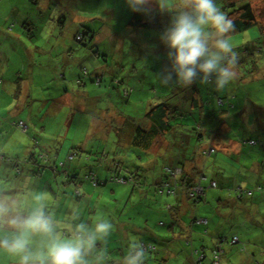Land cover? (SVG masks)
Here are the masks:
<instances>
[{"label":"rangeland","instance_id":"374dc122","mask_svg":"<svg viewBox=\"0 0 264 264\" xmlns=\"http://www.w3.org/2000/svg\"><path fill=\"white\" fill-rule=\"evenodd\" d=\"M250 1L254 6L257 20L263 26L262 33L255 26L232 32L229 40L239 57L237 72L240 74L238 77L241 78L242 84L260 88L258 85L264 84V0ZM226 2L227 0H217L223 11ZM243 3L234 4L238 6ZM13 5L18 6V9L10 12ZM131 12L133 11L129 9L125 0H0V71L6 69L4 74H0V118L3 119L0 121V163L5 165L14 163L16 172H21L20 176L15 177L14 174L9 176L12 180L5 185L6 195L10 197L8 191L17 190L15 198H11V201L22 214L43 205L47 215L52 212L50 215L52 219L59 217L61 220L53 221L58 226L57 230L63 233L64 239H71L67 238V229L63 227L66 224L84 223L92 228L101 221L112 223L113 228L109 234L97 239L100 243L103 241L110 245L116 244L119 249L116 247L106 249L110 256L120 252L121 247L128 253L133 242L149 243L148 240H153L158 249L166 245L170 249H175L171 242L165 244L160 238H166L172 233L168 230L171 219L185 217V204L189 202L192 205L193 200L189 198L185 203L173 192L166 195L164 191L162 194L154 190V183L162 171L160 164L151 151L146 152L145 149L126 145L127 140L120 135V123L114 117L115 113L118 116L126 114L134 117L141 114L142 119L147 106L146 102L143 103L138 98L149 100L148 96L133 91L131 98L122 99L123 89H140V81L144 77L146 86H149L147 74H151L156 85L160 86L157 73L167 63L164 57L165 48L159 39L140 37L137 33L125 29ZM152 15H155V12H152ZM60 17L63 18L65 25L59 33L58 26L54 23ZM14 27H20V30H13ZM86 28H90L97 35L93 41L86 35L84 43L88 45H81L74 36L84 32ZM157 32L159 31L155 33ZM124 37L127 38L125 44ZM64 53L70 54L69 58ZM5 58L7 61H3ZM252 58L256 59L254 64L251 63ZM29 59L32 60L29 65L31 74L24 68ZM243 59L245 62L240 63ZM63 61L76 62L67 65L65 69V74H72V78L62 79L60 74L59 76L58 73L53 74L54 70L64 66ZM97 66L101 74L93 72ZM82 71L93 77L100 76L101 82L86 79L87 75ZM79 74L82 75L81 82L76 81ZM244 74H254L255 78H245ZM231 83L232 86L233 83L240 84L237 79ZM229 85L228 92L231 91ZM260 89L261 99L257 96L258 92L257 95L253 93L249 97L255 105H248L246 111H243L244 106L236 109L238 113L234 128L238 134L237 141L243 147V153L249 150V146L242 140L249 138L260 140L258 137L264 134V98L262 100L264 87ZM114 102H116L114 108L113 105L108 106ZM97 103L103 106L102 110L94 109V104ZM8 107L19 109L10 110L6 115L3 111ZM20 108H24V111L21 112ZM251 112L254 114L253 121ZM99 115L109 117L104 119ZM23 122L26 129L21 127ZM77 147L83 150L77 152ZM27 150H31L35 155L39 152L44 156L59 155L57 162L64 161L71 176H77V186L81 192L79 198L64 196L65 194L69 196L71 191L61 193L59 175L55 176L57 177L55 184H49L43 181L42 176L33 175L36 172L33 168L27 169L26 166H22V171L18 169L22 160L28 158V156L24 158ZM9 151L13 155L7 154ZM72 154L75 155L73 160ZM206 159L205 157L204 160ZM116 162L118 167L115 168ZM240 163L247 165L249 162L243 159L242 154L234 158L228 155L220 158L219 153L215 162L210 159L202 169L204 178L201 180V186L210 185L209 179H217L218 172H225V176L234 178L237 176L234 172ZM122 169L127 172H123ZM89 173L96 175L100 182L105 179L107 181L104 185H94L84 178ZM130 173L133 181L129 179L128 183L112 179L114 175L120 174L124 177L130 176ZM262 176L263 178L258 179L260 183L264 182V172ZM236 179L238 180V176ZM142 183L148 186L144 187ZM57 186L60 190L56 192L54 190H57ZM241 187L253 188L249 185ZM224 188L218 185L215 189H209L205 200L210 207L203 210L201 205L198 208L200 211L196 213V218L206 217L209 220V232L231 235L226 231L230 230V224L236 223L237 212L233 210L234 205L241 206L237 209L240 214L244 213V216L251 214V218L260 221L264 227V219L257 212L260 208V213H264V193L245 195L242 200L245 203L237 200L239 205L228 199L221 210H216L217 202L213 197L225 192ZM231 193L234 194V191ZM166 203L173 208L167 209ZM186 214L189 217L192 215ZM175 215L178 218H172ZM173 225L177 228L175 222ZM262 225L259 224L258 227L262 229ZM194 229L200 230L201 233L203 226L198 225ZM257 231L253 230L252 233L256 234ZM3 234L11 237L15 232L5 229L0 232V236H4ZM260 235V240L255 244L258 250L264 249V231H261ZM152 236L157 239L154 240ZM29 240L35 251L43 249L49 242V238L41 234H30ZM227 250L229 251V248ZM104 253L105 250L95 245L91 253L85 257V264H97L100 255ZM261 255H255L253 261L247 263L243 261L245 256H249L247 253L235 255L233 260L238 264H257V260L264 261V256ZM207 258L211 259V253H207ZM121 260L122 258H117L114 263ZM18 262V257L0 250V264ZM183 262V256H177L174 260V264Z\"/></svg>","mask_w":264,"mask_h":264},{"label":"trees","instance_id":"16d2710c","mask_svg":"<svg viewBox=\"0 0 264 264\" xmlns=\"http://www.w3.org/2000/svg\"><path fill=\"white\" fill-rule=\"evenodd\" d=\"M173 1L174 0H168L170 8L174 3ZM238 2L244 3L243 5L240 4L241 6H235L234 3L237 4ZM223 8L224 12L234 21V31H243L257 26L262 33L263 26L256 18L250 0H227ZM158 14L160 13L155 12V16H152L151 14H145L144 12H131L129 19L126 22L125 29L134 34L137 33L140 37L144 36L146 38L147 36L157 40L159 39L160 31L169 21L168 13L160 14L159 16ZM54 24L58 26V32L60 33L64 28L65 22L63 21V18L60 17L55 20ZM156 31L159 32L155 33ZM86 35L89 37V40L93 41L97 33L93 32L90 28H86L84 32L77 33L74 37L75 40L81 42V45H88L87 43H84ZM126 40L127 38L124 37V44ZM137 46L140 47V45ZM90 48L93 47L90 46ZM95 52L99 55L97 51ZM245 55L247 56L246 53ZM255 60L256 59L252 58L251 63L254 64ZM244 62L245 59L240 63ZM24 68L28 71L27 67ZM144 69L145 73L146 67H144ZM82 72L87 75L86 79H93L96 83L101 82L100 76L93 77L90 74H86V71ZM57 73L58 76L60 74L62 79L66 78L63 72L59 73L58 71ZM81 74L77 76V82H81ZM147 75H149L147 76L149 78V86H146L147 84L145 83L144 77L140 81V89H123L122 99L127 100L129 97L131 98L130 95L133 91H139L144 95L146 94L149 100H142L141 97L138 98L139 101H143V103L146 102L145 106H147L142 115V119L140 117L141 114L138 117H134L126 114L118 116L115 113L114 117L120 123V135L127 140L126 145L145 149L146 152L151 151L152 155L160 164L159 166H161L162 171L159 179L154 183V190L162 194L164 191L166 192V195L173 192L175 196H179L180 201H185V203L189 198L193 200H191L192 205H190L189 202L188 204H185V217L178 218L176 215L172 217L178 218L171 219V224L169 225L168 230L172 233L168 234L166 238H160L165 244L171 242V245H175V249H170L167 245L158 249L153 240H148L147 242L149 243H142L145 245L146 249V259L144 260V264H174V260H176L177 256H183L184 262L181 264H234L235 262L233 258L238 254L247 253V255H249L243 258V261H246V263L247 261H253L255 255H261L262 253L261 256H264V249L258 250L255 246L260 240V232L264 231L263 225L260 221H257V219L251 218V214H246L244 216V213L240 214V212L237 211L238 208H241L237 203V200L242 202L245 195L251 196L255 192L264 193V185L262 184L264 182L260 183L258 181L259 178H263L262 173L264 172V134L258 137L260 140H255L254 138L242 140L243 143L249 146V150L243 153L242 149L241 154L243 159L245 158L246 162L248 161L249 163H247V165L245 163L241 164L242 162L239 164L240 166L234 172L235 175L238 176V180L236 179L237 176H234L233 178L231 176H225V172H218L217 174H219L220 177H225L224 180H220L219 175H217V179H209L210 185L205 184L204 186H201V180L204 178L202 169H204L206 163L210 159L215 162L219 157V153L220 158L224 155L230 157L229 154L219 149L217 142L223 141V139L237 140L238 134L234 125L237 122L236 115L238 110H236V104L238 105L239 99L243 103L245 102L244 99H247V97L250 99L249 97H251V94L253 93L256 94V92H258L259 95H256L260 96V88L264 87V84L261 83L263 85H258L260 88H253L251 85L246 86L242 84L241 80L237 78L240 84L235 85L233 83L232 86V83H230L229 86L231 91L228 92V87L222 91H216L211 86H205L199 83L187 88L178 86H157L152 75ZM115 104L116 102L108 104V106L113 105L114 108ZM249 105L255 104L252 101ZM95 108L97 110H102L103 106L100 103H97L94 104V109ZM99 117L108 119L109 116L99 115ZM251 118L253 121L254 114L252 112ZM14 124L18 125L15 122ZM224 124L228 127L223 128ZM21 127L26 129V124L23 122ZM164 140L167 142L166 144H169L170 146H163L161 141L165 142ZM124 143L125 142H123V144ZM77 149V152L83 150L79 147H77ZM187 149H189L190 152ZM160 151L163 152L161 153ZM25 154L24 158L27 156L28 158L25 161L22 160V163L17 167L18 169L21 170L22 166H26L27 169L32 167L33 170L36 171L34 175L42 176L43 181L48 182L49 184H55V181L57 180V177L55 176L59 175L58 179L61 181L59 184V186H61V193L64 194V191L66 190L71 191L69 196L66 194L64 196L79 198L81 192L77 186V176H71L70 170L68 166L65 165L64 161L60 162L58 160L57 162L59 155L44 156L40 152L35 155L31 150H27ZM75 155L72 156V160ZM205 157L207 158L206 160H204ZM231 157L234 158L235 156L232 155ZM249 159L252 160L249 161ZM114 166L115 168L118 167V163L116 162ZM60 168L61 170H59ZM46 170L47 172H45ZM42 172H44V174ZM119 172H121V169ZM123 172L126 173L127 170H123ZM20 173L21 172H16L14 175L17 177L20 176ZM84 178L92 182L94 185H104L107 181L105 179L100 182V180L96 178V175H91L90 173L88 175L86 174ZM112 179L120 183H128L129 179L133 181L132 173H130V176L126 175L124 177L117 174L114 175V177L112 176ZM142 184L144 187L148 186L145 183ZM218 185L223 188L225 187L224 189L226 191L213 197V200L217 202L216 210H221L228 199L234 200V202L239 205L238 207L234 205L233 209L237 212L236 223L230 224V230L226 231L227 233H231L230 236L209 232V220L206 217L196 218V213L200 211L198 208L201 205L203 210L210 207L208 201L205 200L207 191L209 189L217 188ZM243 185L253 186V188L249 187L243 189L241 187ZM54 191L57 192V190ZM232 191H234V194L231 193ZM242 203L245 202L243 201ZM165 206L167 209L173 208V206L168 205L167 203ZM178 207H180V205H178ZM185 212L192 213V215L189 217ZM257 212L261 214V217L264 219V213H260V208H258ZM142 213L144 214V211H142ZM174 222L177 228L174 227ZM259 224L262 225V229L258 227ZM198 225L203 226L201 233L199 232L200 230L195 231L194 229L195 226ZM249 226L250 228H248ZM253 230L258 231L254 234L252 233ZM249 234H253L254 237ZM66 235L70 236L69 233H66ZM152 238L154 240L157 239V237L154 236H152ZM129 244L130 243L128 242V245ZM96 246L105 250V253L100 255L101 259H98L99 264L104 262L106 264H115L112 255L109 260L110 254H107L108 251H106L107 248L111 247L110 244L101 241V243L96 242ZM227 248H229V251ZM116 249L119 248L116 247ZM207 253H211V259L207 258ZM103 258L105 260L107 259V261H101ZM256 263L264 264V261L257 260ZM116 264H124V258ZM235 264L238 263L236 262Z\"/></svg>","mask_w":264,"mask_h":264},{"label":"clouds","instance_id":"9594fccd","mask_svg":"<svg viewBox=\"0 0 264 264\" xmlns=\"http://www.w3.org/2000/svg\"><path fill=\"white\" fill-rule=\"evenodd\" d=\"M133 12L168 13L169 21L159 33L167 63L157 73L162 86L191 87L194 84L224 90L238 77V54L229 35L235 30L233 19L217 0H125ZM71 239H64L56 222L43 205L22 214L12 201L0 194V232L14 230L11 237L0 236V250L19 258V264H85V256L97 239L106 237L113 224L101 221L89 228L84 223L66 224ZM49 238L46 246L34 251L29 235ZM146 249L133 242L124 264H144Z\"/></svg>","mask_w":264,"mask_h":264},{"label":"crops","instance_id":"0c3cea01","mask_svg":"<svg viewBox=\"0 0 264 264\" xmlns=\"http://www.w3.org/2000/svg\"><path fill=\"white\" fill-rule=\"evenodd\" d=\"M238 1V0H237ZM250 3H251V1H250ZM253 8H254V6H252ZM16 9H18V6H15V5H13L12 7H11V11L10 12H12V11H15ZM151 15H152V13H151ZM152 16H155V15H152ZM8 18V16L6 17V19ZM14 29H17L18 31L20 30V27H18V28H13V30ZM22 29V28H21ZM20 35V34H19ZM61 42L62 43H64L65 44V42H63V40H61ZM48 51V50H47ZM65 54V53H64ZM66 55V54H65ZM69 55L70 54H67L66 56L69 58ZM3 61H7V59L5 58ZM29 62H30V64L32 63V60H28ZM29 62H27V66L26 65H24L25 67H27L28 68V74H31V70H30V68L31 67H29ZM63 63H64V66L61 68V69H58V70H54V73L53 74H57V72L59 71V73H62L63 72V74L65 75V77L66 78H68V77H70V78H72V74H65V69H66V66L67 65H69V64H71V63H76V62H74V61H70V63H67V62H65V61H63ZM99 67L97 66V67H94V70H93V72L94 73H100V71H98L97 69H98ZM6 72V69L5 68H3V69H1V71H0V74H4ZM238 75H240V74H238ZM245 78H252V79H254L255 77H254V74H248V75H245L244 76ZM237 78H239L240 80H241V78L240 77H237ZM241 82H242V80H241ZM235 95V94H234ZM259 98H260V96H258ZM263 96H262V100H263ZM261 99V98H260ZM245 100V102H241L240 101V99H239V103H238V105L236 104V109H241L243 106V111H246V110H248V105L250 104V103H252V101H251V99H248V102H249V104H248V102H246V98L244 99ZM254 101H256V100H254ZM19 108H17V107H15V108H10V107H8V108H6L3 112L6 114V115H8L9 114V112H10V110H18ZM21 110V112H23L24 111V108H20ZM1 113V112H0ZM242 117V116H241ZM246 120H247V118H246ZM0 121H3V119L2 118H0ZM228 126L226 125V124H224L223 125V128H227ZM226 130V129H225ZM234 138H236V137H234ZM165 141V140H164ZM167 142L165 141L164 143H163V146L164 145H166V146H170L169 144H166ZM217 144H218V147H219V149L220 150H222L223 152H225V153H227V154H229L230 156H232V155H234V156H237L238 154H241V151H242V149H243V147L239 144V142L236 140V139H228V140H224L223 139V141H218L217 142ZM7 154H11V155H13V153L11 152V151H9V152H7ZM17 158L19 157V156H16ZM16 164H8V165H5V164H3V163H0V194H3V196H4V198L5 199H8L9 201H11V198H15V195H16V192H17V190H10V191H8L9 193H7V194H11L10 195V197H8L7 195H6V191H5V189H6V184L9 182V181H11L12 180V178L11 177H9L10 175H12V174H15L16 173ZM191 167V166H190ZM189 167V168H190ZM32 168V167H31ZM38 169V168H37ZM36 169V170H37ZM22 171V170H21ZM35 171V170H34ZM43 174H44V172H42ZM25 175H27V173L25 174ZM34 175V174H33ZM219 175V174H218ZM15 176V175H14ZM16 177V176H15ZM219 179L220 180H224L225 179V177H220V175H219ZM58 188H57V191L59 190V186H57ZM49 211V210H48ZM51 214H52V212H51ZM50 214V215H51ZM49 215V216H50ZM64 218V217H63ZM62 218V219H63ZM54 220H61V219H59V217L57 218V219H55V218H53ZM4 236H5V234H3ZM71 236H67V238H70ZM124 238V237H123ZM123 238H120V239H123ZM129 237H127V239H128ZM111 243V242H110ZM112 244V243H111ZM116 244L114 243V244H112V245H110L111 247H116L115 246ZM123 246V245H122ZM92 250V249H91ZM91 250L89 251V252H87V254H86V256L85 257H87L90 253H91ZM35 251V250H34ZM36 251H39V250H36ZM127 253H125V251L123 250V248L121 247V251L120 252H118L116 255H112V258H113V261L115 260V259H117V258H124L125 257V255H126ZM101 259V258H100ZM111 259V256H110V258H109V260ZM101 261H107V259L105 260L104 258H103V260H101ZM10 264H19V262L18 263H10ZM95 264V263H94ZM97 264H99L98 263V261H97ZM101 264H106L105 262L104 263H101Z\"/></svg>","mask_w":264,"mask_h":264},{"label":"built area","instance_id":"2783aa9c","mask_svg":"<svg viewBox=\"0 0 264 264\" xmlns=\"http://www.w3.org/2000/svg\"><path fill=\"white\" fill-rule=\"evenodd\" d=\"M145 247V245H143Z\"/></svg>","mask_w":264,"mask_h":264}]
</instances>
